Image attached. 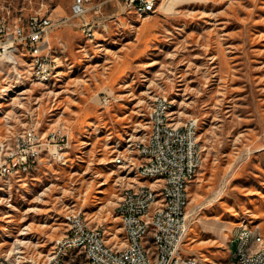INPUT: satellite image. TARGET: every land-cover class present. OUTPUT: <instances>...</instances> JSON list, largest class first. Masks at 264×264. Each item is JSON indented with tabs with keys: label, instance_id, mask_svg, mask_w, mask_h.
<instances>
[{
	"label": "rangeland",
	"instance_id": "1",
	"mask_svg": "<svg viewBox=\"0 0 264 264\" xmlns=\"http://www.w3.org/2000/svg\"><path fill=\"white\" fill-rule=\"evenodd\" d=\"M73 2L0 0V17H52L59 24L49 43L65 47L40 82L55 87L16 79L0 90V141L35 117L43 129L63 125L71 143L69 162L14 177L21 182L9 200L0 185V256L41 258L63 233L71 203L108 243L122 235L114 207L126 170L113 157L126 153L128 135L148 132L146 111L159 94L177 121H197L200 166L189 184L183 250L199 264H230L242 223L264 237V0H157L143 17L123 12L120 0H89L83 20L94 24L93 42Z\"/></svg>",
	"mask_w": 264,
	"mask_h": 264
},
{
	"label": "built area",
	"instance_id": "2",
	"mask_svg": "<svg viewBox=\"0 0 264 264\" xmlns=\"http://www.w3.org/2000/svg\"><path fill=\"white\" fill-rule=\"evenodd\" d=\"M120 1L123 12L136 15L138 8L146 7L149 2ZM88 2L74 0L73 16L83 20ZM163 2L160 0V5ZM58 24L49 15H34L26 22L21 18L0 17V90L16 79L28 80V87H55L32 80L31 72L54 74L52 64L56 59H63V43L54 47L49 43L50 33ZM82 27L86 40L93 42L94 24L83 20ZM24 52H32V60H25ZM16 99L19 96L13 98L12 104ZM100 100L106 103L108 97L102 95ZM34 103L33 114L40 105L38 101ZM146 112L152 116L150 142L142 143L141 135L137 154L126 155L123 147L113 157V160H120L118 170L121 173L126 163H135L137 168L144 170V179H137L133 188L127 190L126 207L115 213L120 224L128 225V235H117L113 243H106L102 226L91 225L84 211L71 203L63 215V233L52 241L50 250L41 258L29 257L31 264H74L77 257H83L87 264H93V259H101V264H199L194 255L183 250L185 228L190 227L193 215L189 208V184L195 177H190V165L200 166L195 135L197 121L191 117L190 123L184 126L169 122L168 113L174 111L166 108V97L159 94L152 96ZM29 116L31 119L35 115ZM33 118L29 124L26 121L22 129L0 141V185L6 186L4 196L7 200L11 198L13 183L21 182L14 180L15 171H23L25 178L39 172L44 165L71 159V143L64 126L43 129ZM6 119H11L9 113L4 115L3 120ZM125 140H129V135ZM141 155H149L147 165H139ZM159 188H166L168 207L165 210H158V202H152V194L159 193ZM248 225L242 223L230 240L235 246L230 247L229 260H238V264H258V258L264 254L260 227L257 240H263V247H257V253H250V246L245 245ZM146 230H153V237H146ZM153 244H160V251H153ZM66 249H73V256H66ZM10 257L18 256H0V264H10Z\"/></svg>",
	"mask_w": 264,
	"mask_h": 264
},
{
	"label": "bare ground",
	"instance_id": "3",
	"mask_svg": "<svg viewBox=\"0 0 264 264\" xmlns=\"http://www.w3.org/2000/svg\"><path fill=\"white\" fill-rule=\"evenodd\" d=\"M158 4L157 0H149L146 7L138 8V15H150L157 10ZM50 40V37H49ZM25 60H32V52H24ZM56 68V63L52 64V73ZM52 74H46L44 72H31L33 80L45 81L51 77ZM17 88V87H16ZM2 98V97H1ZM166 108L170 109V103L166 100ZM170 111H173L170 109ZM169 122H176V126H184L185 124L190 123V118L185 119L182 122H179L175 119L174 112L168 113ZM148 123V132L142 137V143H149L150 136H152V116L148 113L147 118ZM195 135H197V127L195 126ZM127 141V140H126ZM140 150V138L135 140L129 139L127 141V151L138 153ZM126 151V155H128ZM120 166V160H115ZM149 162V155H141L139 157V165H147ZM199 165H190V177H194ZM126 170V173L122 176L119 181L120 192L116 205L114 207L115 213L121 211L126 207V195L127 190L133 188L134 184L137 183V179H144V170L137 168L135 163H126L125 167H122ZM23 174V171H15L14 177ZM152 202H158V210H165L168 207V199H166V188H159V193L152 194ZM122 235H128V225L121 224ZM189 227L185 228V236L188 232ZM258 225H248V231L245 232V245L250 246V253H257V247H263V240H257ZM103 237L105 238L106 243L107 239L105 237V231L103 230ZM146 237H153V230H146ZM256 243V246H254ZM153 251H160V244H153ZM66 256H73V249H66ZM87 263V261H86ZM10 264H31L29 257H10ZM93 264H101V259H93ZM230 264H238V260H230ZM258 264H264V254H261V257L258 258Z\"/></svg>",
	"mask_w": 264,
	"mask_h": 264
}]
</instances>
